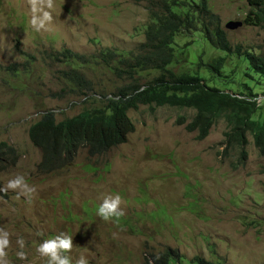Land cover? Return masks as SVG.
I'll list each match as a JSON object with an SVG mask.
<instances>
[{"label": "rangeland", "instance_id": "374dc122", "mask_svg": "<svg viewBox=\"0 0 264 264\" xmlns=\"http://www.w3.org/2000/svg\"><path fill=\"white\" fill-rule=\"evenodd\" d=\"M136 1L55 0L52 24L37 32L30 25L28 0H0V143L20 155L17 165L0 169V188L23 175L36 189L31 200L12 190L0 192V227L11 233L8 259L11 264H45L38 245L64 232L73 235V264L81 255L89 264H144L166 248L178 251L179 264H264V156L247 135L246 161L234 169L238 152L221 154L227 131L223 119L198 141L195 132L186 131L193 111L143 106L129 113L134 133L107 155L89 158L82 150L67 168L48 175L38 170L42 156L29 139L30 126L49 111L58 121L74 117L94 100L53 98L61 86L56 67L42 64V53L64 48L86 55L103 48L136 50L148 22L144 3ZM208 4L233 48L242 53L264 47L263 30L243 23L249 10L245 0ZM229 21L242 26L226 30ZM195 34L175 39L179 49L189 47L183 56L175 52L179 63L171 70H195L199 58L210 62L222 55ZM28 60L33 72L19 78L11 74L9 65L22 66ZM226 66L234 69L239 83L259 94L258 101L264 98V79L257 85L254 78L243 77L241 56H228ZM141 76L146 83L157 73ZM207 83L224 86L216 79ZM114 86L105 78L98 89L110 93ZM261 111L264 115L263 105ZM117 194L125 215L106 222L96 209L106 195ZM20 237L27 260L16 256Z\"/></svg>", "mask_w": 264, "mask_h": 264}, {"label": "trees", "instance_id": "16d2710c", "mask_svg": "<svg viewBox=\"0 0 264 264\" xmlns=\"http://www.w3.org/2000/svg\"><path fill=\"white\" fill-rule=\"evenodd\" d=\"M245 1L249 10L243 23L259 27L264 32V0ZM136 2L139 5L144 3L148 13L145 39L136 50L103 48L86 55L64 48L42 53V64L56 67V79L61 86L58 92L51 94L53 98H85L84 102L94 100L91 107L74 117L58 121L56 114L49 111L30 126L29 139L42 156L39 172L48 175L67 168L82 150L89 158L103 157L126 143L135 131L129 113L143 106L193 111L186 131L195 132L198 141L204 140L216 122L223 119L227 131L224 132L225 148L221 154L234 150L238 152L234 169L243 166L246 161L247 135H251L259 155L264 156V115L261 111L264 104L258 101L259 94L253 92L248 84L239 83L234 69L226 66L228 56H241L246 65L242 76L255 79L259 85L264 79V47L242 53L239 47L233 48L227 32L220 25L219 16L211 11L209 0ZM195 33L222 55L210 62H202L199 58L195 70H171L172 65L179 63L180 56L177 57L175 52L178 50L183 56L189 47L186 45L184 49H179L175 39ZM30 58L34 59V56ZM9 70L18 78L33 72L30 60L22 66L13 63L9 65ZM201 71L207 75L201 74ZM147 72H156L157 76L145 83L141 75ZM96 73L99 77L95 76ZM105 78L113 86L117 83L110 93L104 92L103 88L98 89ZM214 79L222 81L223 88L207 83ZM19 160V152L13 146L0 143V169L15 166ZM181 259L177 250L166 248L145 259L144 264H179ZM197 260V263L202 262V259Z\"/></svg>", "mask_w": 264, "mask_h": 264}, {"label": "clouds", "instance_id": "9594fccd", "mask_svg": "<svg viewBox=\"0 0 264 264\" xmlns=\"http://www.w3.org/2000/svg\"><path fill=\"white\" fill-rule=\"evenodd\" d=\"M30 6V25L39 32L47 31L53 22L52 12L56 7L55 0H28ZM260 104H264L261 99ZM12 190L31 200L36 189L29 185L25 176L16 175L8 180L6 187L0 188V192ZM123 201L120 195H106L96 209V215L104 221L118 222L125 215V211L121 207ZM19 251L16 256L20 260H27L25 248V240L20 237L16 241ZM11 247V233L3 227H0V264H11L8 259V249ZM74 248L73 235L60 232L52 238L43 240L37 247L36 251L40 257L45 258V264H73V259L69 255ZM75 264H89L88 259L81 255L75 260Z\"/></svg>", "mask_w": 264, "mask_h": 264}, {"label": "water", "instance_id": "95a60500", "mask_svg": "<svg viewBox=\"0 0 264 264\" xmlns=\"http://www.w3.org/2000/svg\"><path fill=\"white\" fill-rule=\"evenodd\" d=\"M242 23L241 22H235V21H229L225 24V29L229 31L236 30L237 28L241 27Z\"/></svg>", "mask_w": 264, "mask_h": 264}]
</instances>
